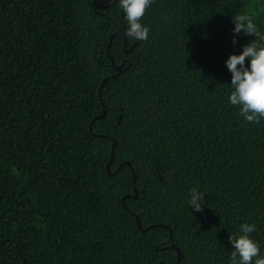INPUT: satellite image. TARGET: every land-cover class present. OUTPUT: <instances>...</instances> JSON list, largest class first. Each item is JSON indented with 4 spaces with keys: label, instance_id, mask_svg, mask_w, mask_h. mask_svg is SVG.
<instances>
[{
    "label": "trees",
    "instance_id": "16d2710c",
    "mask_svg": "<svg viewBox=\"0 0 264 264\" xmlns=\"http://www.w3.org/2000/svg\"><path fill=\"white\" fill-rule=\"evenodd\" d=\"M240 14L264 33V0H154L134 44L118 0H0V264H229L244 223L264 256Z\"/></svg>",
    "mask_w": 264,
    "mask_h": 264
},
{
    "label": "clouds",
    "instance_id": "9594fccd",
    "mask_svg": "<svg viewBox=\"0 0 264 264\" xmlns=\"http://www.w3.org/2000/svg\"><path fill=\"white\" fill-rule=\"evenodd\" d=\"M154 0H118V6L125 13L127 30L124 36L137 41H147L150 29L141 23L148 8ZM234 34L255 36L256 39L245 45L240 55H231L226 61L232 73L231 87L233 91L228 97L232 106L239 107V114L247 122L259 124L264 119V33L258 30L254 18L248 14H240L233 18ZM237 41L234 39L233 43ZM250 61V65L248 63ZM189 204L195 212L202 211L200 201L203 193L197 188L190 189ZM256 231L255 224L239 225V234L230 235L229 243L235 249L229 257V264H264V256L257 242L250 238Z\"/></svg>",
    "mask_w": 264,
    "mask_h": 264
},
{
    "label": "water",
    "instance_id": "95a60500",
    "mask_svg": "<svg viewBox=\"0 0 264 264\" xmlns=\"http://www.w3.org/2000/svg\"><path fill=\"white\" fill-rule=\"evenodd\" d=\"M112 37V36H111ZM137 42V40H135V42H134V44ZM133 44V45H134ZM133 45L131 46V47H133ZM119 69V68H118ZM105 80V79H104ZM102 115H104V112L102 113ZM113 146H114V144H113ZM111 156H112V154H111ZM110 161H111V159H110ZM110 161H109V163H110ZM109 163H108V165H107V170L109 171ZM127 164H129V163H127ZM130 165V164H129ZM137 225H138V227L139 228H141V225H140V223L137 221ZM175 247V246H174ZM176 249H177V251H178V253H179V249L177 248V247H175Z\"/></svg>",
    "mask_w": 264,
    "mask_h": 264
}]
</instances>
